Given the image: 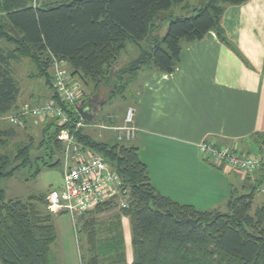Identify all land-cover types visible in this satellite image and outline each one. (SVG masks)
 <instances>
[{
  "label": "trees",
  "instance_id": "trees-1",
  "mask_svg": "<svg viewBox=\"0 0 264 264\" xmlns=\"http://www.w3.org/2000/svg\"><path fill=\"white\" fill-rule=\"evenodd\" d=\"M185 1L57 0L39 4L37 0H0V118L19 105L21 90L13 63L29 58L37 68V75L46 78L53 90L51 97L70 114L71 120L65 127L71 128L78 142L100 153L130 189L128 208L121 210L105 204L79 217L76 232L79 237L87 233L91 245V252L86 250L82 264H264V202L254 208L257 193L264 188V168L248 193H234L230 197L225 212L182 204L155 188L138 147L124 143L130 141L120 140L118 134L115 143L99 141L83 133L82 128L75 131L74 123L83 119L77 106L62 102L54 93L50 73L53 57L66 62L72 74L92 83L96 89L115 82L113 95L122 90L126 73L134 75L145 65L165 73L174 72L185 45L202 40L210 31L238 53L221 20L227 5L247 0H205L194 14L170 19L162 40L164 47L157 39L152 50H143L129 68L115 74L114 67L127 43L140 44L148 39L159 28L155 24L158 12L169 11ZM62 129L56 120L45 127L41 145L49 160L46 157L36 160L33 177L43 167L61 164L55 153L62 150L59 140ZM13 135L12 129L0 128V146H6ZM258 142H264V135ZM17 147L15 155L0 153V183L31 164L32 145ZM13 160L19 161L15 167ZM47 195L7 199L0 187L2 264H52L51 246L57 240L54 213L40 209V205L48 208ZM112 209L119 210L118 221L121 215L130 219L132 263L126 259L120 222L115 226L114 236L104 242L99 237L97 214Z\"/></svg>",
  "mask_w": 264,
  "mask_h": 264
},
{
  "label": "crops",
  "instance_id": "crops-1",
  "mask_svg": "<svg viewBox=\"0 0 264 264\" xmlns=\"http://www.w3.org/2000/svg\"><path fill=\"white\" fill-rule=\"evenodd\" d=\"M176 6L192 7L189 3ZM195 9L175 16H190ZM221 25L238 53L210 31L202 40L185 45L174 72L145 65L130 74L123 89L130 90L131 98L125 95L127 104L109 119L115 126L123 125L126 110L134 106L138 131L130 142L138 147L160 193L200 210L225 212L230 197L248 193L261 174L254 182L236 170L217 166L205 158L200 145L215 140L249 152L257 150L264 135V0L227 5ZM157 39L154 31L140 44L127 45L133 43L142 52L145 41ZM121 60L123 55L119 63ZM129 64L132 62L117 68L127 69ZM68 69L72 71L69 65ZM124 77L127 79V74ZM97 99L102 109L107 100ZM109 212L113 211L97 214L99 230L107 231L104 239L110 238L120 222L127 262L132 263L134 252L129 254L127 249L133 247L130 219L121 215L118 221L120 212L114 216Z\"/></svg>",
  "mask_w": 264,
  "mask_h": 264
},
{
  "label": "rangeland",
  "instance_id": "rangeland-1",
  "mask_svg": "<svg viewBox=\"0 0 264 264\" xmlns=\"http://www.w3.org/2000/svg\"><path fill=\"white\" fill-rule=\"evenodd\" d=\"M57 0H37V2H52ZM205 0H186L181 4H177L179 6H185V4L189 3L192 7H178L174 5L173 11H160L155 17V24L159 25L157 31H155V36L159 39L160 45L164 47V43L162 42L166 33L168 32L170 17L174 15H178L181 12H189L193 11L195 8H200ZM193 13V12H190ZM151 44V45H150ZM143 50L154 48V42H144ZM151 47H150V46ZM4 46V45H3ZM142 50V52H143ZM140 49L133 43L127 45L125 50L122 52L123 55L122 62L116 64L114 67L115 74H118L119 69L117 68L120 64L123 66L127 63L133 62L138 57ZM130 64L128 65V67ZM117 68V69H116ZM13 71L15 78L20 86V90L22 91V95L18 100L21 104L26 103H43L46 100L50 99L53 90L49 88L46 82V78L38 76L37 68L35 64L29 59H21L19 62L13 63ZM51 75L53 74V70H50ZM127 74L126 77L122 78L123 88L129 82L130 74ZM37 75V76H34ZM73 80H76L80 84V96L83 98L94 96L95 94L99 96V99L105 98L107 101L105 102L103 108L100 111V114L96 117L92 122L84 123L81 130L83 133L88 134L99 141H106L115 143L117 142L116 130L112 129V127H116L115 124L109 119V116H114L120 107L127 104V100L124 98L125 95L128 99L131 98L129 89H120L117 93L111 94L114 89L113 82L105 83L101 85L98 89L94 87L92 83H85L78 76L73 74ZM134 108V106H133ZM10 114L1 117L0 120V128L2 129H12L14 135L6 144V146H0V153L10 152L12 155L17 153L18 145L20 144H31V164L27 167L18 169L15 174L11 177L3 178L0 187L5 190L6 198H20V199H28L33 195H45L50 192L52 189H61L64 181V163H65V151L66 148L65 142L63 140V131L60 132L59 140L62 143L61 152L55 153V159L59 158L61 164L55 165L52 167L45 168L43 167L39 174L33 177V173L37 168V164L35 163L37 159H41V157H46L45 147L41 145L42 140L45 137L44 129L50 124V122L55 120H48L45 122H35L33 119L28 118L23 120L18 125L11 123L8 119ZM124 125V124H123ZM120 125V126H123ZM54 128H52L53 131ZM125 144H131L133 142H124ZM64 151V152H63ZM64 153V154H63ZM49 160V158L47 159ZM40 160V164H41ZM19 164V161L13 160L12 166L15 167ZM38 164V165H40ZM262 201H264V190H259L257 196L254 201V208H257ZM40 209L48 212L49 209L46 206L40 205ZM108 213L109 216H114L118 209H112ZM89 216V215H88ZM108 216L104 217L107 219ZM110 218V217H109ZM54 223L57 229V240L51 246L50 258L52 264H82V258L85 257L86 250L91 252V245L88 244L87 241V233L85 236L80 235L76 232V226L72 217L69 214H54ZM132 230V229H131ZM107 231L99 230V237L105 238ZM103 242L106 239H102ZM127 247L129 254L133 253L132 246ZM128 254V256H129ZM127 259V258H126ZM0 264L1 261H0Z\"/></svg>",
  "mask_w": 264,
  "mask_h": 264
},
{
  "label": "built area",
  "instance_id": "built-area-1",
  "mask_svg": "<svg viewBox=\"0 0 264 264\" xmlns=\"http://www.w3.org/2000/svg\"><path fill=\"white\" fill-rule=\"evenodd\" d=\"M52 86L54 93L66 104L77 106L82 100L80 84L73 80L68 64L53 57ZM8 119L18 125L28 118L35 122L56 120L63 128L65 142L64 181L61 189H52L47 195L48 208L54 214L66 213L76 224L79 217L105 204L126 209L130 204V189L119 172L95 150L78 142L69 124L71 116L54 98L43 103L19 104L9 112ZM85 120L74 123L75 131L84 126ZM120 140L132 141L138 131L135 108L126 110L124 125L112 127ZM201 153L217 166H224L242 173L245 178L257 181L264 168V142L255 151H243L237 145H223L215 140H205ZM261 176V175H260ZM264 190V188H262ZM76 226V225H75Z\"/></svg>",
  "mask_w": 264,
  "mask_h": 264
},
{
  "label": "water",
  "instance_id": "water-1",
  "mask_svg": "<svg viewBox=\"0 0 264 264\" xmlns=\"http://www.w3.org/2000/svg\"><path fill=\"white\" fill-rule=\"evenodd\" d=\"M98 95L82 99L77 104V110L79 111L81 117L87 121L92 122L100 113L101 102L97 101Z\"/></svg>",
  "mask_w": 264,
  "mask_h": 264
},
{
  "label": "flooded vegetation",
  "instance_id": "flooded-vegetation-1",
  "mask_svg": "<svg viewBox=\"0 0 264 264\" xmlns=\"http://www.w3.org/2000/svg\"><path fill=\"white\" fill-rule=\"evenodd\" d=\"M96 100L98 101V99L96 98Z\"/></svg>",
  "mask_w": 264,
  "mask_h": 264
}]
</instances>
